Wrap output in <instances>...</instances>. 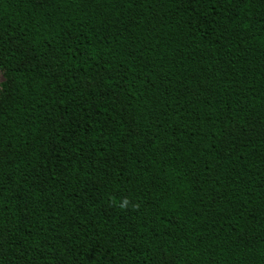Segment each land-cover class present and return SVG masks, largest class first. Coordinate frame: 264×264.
Wrapping results in <instances>:
<instances>
[{"label":"trees","instance_id":"trees-1","mask_svg":"<svg viewBox=\"0 0 264 264\" xmlns=\"http://www.w3.org/2000/svg\"><path fill=\"white\" fill-rule=\"evenodd\" d=\"M0 264H264V0H0Z\"/></svg>","mask_w":264,"mask_h":264},{"label":"rangeland","instance_id":"rangeland-1","mask_svg":"<svg viewBox=\"0 0 264 264\" xmlns=\"http://www.w3.org/2000/svg\"><path fill=\"white\" fill-rule=\"evenodd\" d=\"M0 79H4V73H3V70L0 68Z\"/></svg>","mask_w":264,"mask_h":264},{"label":"snow or ice","instance_id":"snow-or-ice-1","mask_svg":"<svg viewBox=\"0 0 264 264\" xmlns=\"http://www.w3.org/2000/svg\"><path fill=\"white\" fill-rule=\"evenodd\" d=\"M3 83V80L2 79H0V84H2Z\"/></svg>","mask_w":264,"mask_h":264}]
</instances>
